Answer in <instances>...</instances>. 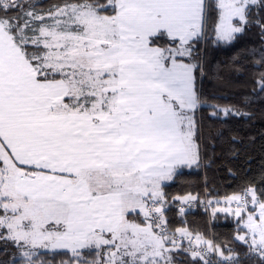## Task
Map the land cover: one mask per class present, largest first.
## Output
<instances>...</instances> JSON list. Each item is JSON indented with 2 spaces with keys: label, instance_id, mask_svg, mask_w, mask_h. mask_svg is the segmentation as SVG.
Here are the masks:
<instances>
[{
  "label": "snow or ice",
  "instance_id": "6c2138e0",
  "mask_svg": "<svg viewBox=\"0 0 264 264\" xmlns=\"http://www.w3.org/2000/svg\"><path fill=\"white\" fill-rule=\"evenodd\" d=\"M252 29L228 65L252 91L219 103L208 52ZM249 97L264 0H0V264H264V175L169 191L211 159L203 111L250 118ZM196 205L232 236L191 228Z\"/></svg>",
  "mask_w": 264,
  "mask_h": 264
},
{
  "label": "trees",
  "instance_id": "16d2710c",
  "mask_svg": "<svg viewBox=\"0 0 264 264\" xmlns=\"http://www.w3.org/2000/svg\"><path fill=\"white\" fill-rule=\"evenodd\" d=\"M40 2L47 6L50 0ZM259 46L258 32L252 29L234 48L220 46L209 50L208 59L212 62L213 71L223 73L224 83L219 87H210L220 98L219 103H237L252 91L250 75L234 73L228 65L244 49L251 50ZM249 99L252 103L245 111L251 114L250 118L209 119L208 110L203 111L204 144L210 145L205 152L211 159L204 161L206 167L186 169L185 175L169 188L170 193L187 190L204 196L207 181V190L219 193L221 197L237 190L241 185L261 179L264 175V97ZM232 137L237 142H230ZM233 152L238 153V157H234ZM174 218L177 221L181 219ZM185 219L193 229L206 231L210 237L214 235L218 240L230 238L234 231L231 218L225 220L221 214L217 219L210 220L199 208L189 209Z\"/></svg>",
  "mask_w": 264,
  "mask_h": 264
},
{
  "label": "built area",
  "instance_id": "2783aa9c",
  "mask_svg": "<svg viewBox=\"0 0 264 264\" xmlns=\"http://www.w3.org/2000/svg\"><path fill=\"white\" fill-rule=\"evenodd\" d=\"M202 198L204 197V196H201ZM223 196H221V198H222ZM196 208H199V209H201V210H203V208L201 207V206H199V205H196L195 207H193V208H191V209H196ZM204 211V210H203Z\"/></svg>",
  "mask_w": 264,
  "mask_h": 264
},
{
  "label": "crops",
  "instance_id": "0c3cea01",
  "mask_svg": "<svg viewBox=\"0 0 264 264\" xmlns=\"http://www.w3.org/2000/svg\"><path fill=\"white\" fill-rule=\"evenodd\" d=\"M189 210V209H188Z\"/></svg>",
  "mask_w": 264,
  "mask_h": 264
},
{
  "label": "rangeland",
  "instance_id": "374dc122",
  "mask_svg": "<svg viewBox=\"0 0 264 264\" xmlns=\"http://www.w3.org/2000/svg\"><path fill=\"white\" fill-rule=\"evenodd\" d=\"M192 228V227H191Z\"/></svg>",
  "mask_w": 264,
  "mask_h": 264
}]
</instances>
